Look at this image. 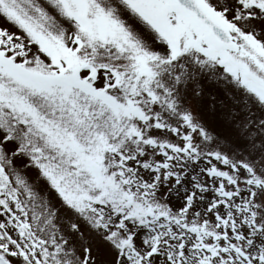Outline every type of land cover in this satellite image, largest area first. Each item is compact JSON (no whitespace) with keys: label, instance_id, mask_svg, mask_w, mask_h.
<instances>
[{"label":"snow or ice","instance_id":"1","mask_svg":"<svg viewBox=\"0 0 264 264\" xmlns=\"http://www.w3.org/2000/svg\"><path fill=\"white\" fill-rule=\"evenodd\" d=\"M0 264H264V0H0Z\"/></svg>","mask_w":264,"mask_h":264},{"label":"rangeland","instance_id":"2","mask_svg":"<svg viewBox=\"0 0 264 264\" xmlns=\"http://www.w3.org/2000/svg\"><path fill=\"white\" fill-rule=\"evenodd\" d=\"M205 87L208 93L216 94L217 100L223 101V105L217 104L218 115H223L224 117H226L229 109L234 107L232 101L229 100L228 97L225 95L224 91L218 88L216 85L206 84ZM217 128L221 132L225 131V129L220 125H218Z\"/></svg>","mask_w":264,"mask_h":264}]
</instances>
